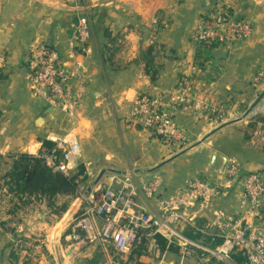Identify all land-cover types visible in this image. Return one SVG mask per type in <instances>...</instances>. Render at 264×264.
I'll use <instances>...</instances> for the list:
<instances>
[{"label": "crops", "instance_id": "obj_1", "mask_svg": "<svg viewBox=\"0 0 264 264\" xmlns=\"http://www.w3.org/2000/svg\"><path fill=\"white\" fill-rule=\"evenodd\" d=\"M213 12L250 21L252 38L200 49L197 28ZM82 16L90 21L88 54L72 44ZM41 44L56 49L76 75L74 83L83 85L84 98L73 117L55 110L52 119L41 122L51 107L34 98L28 80L29 51ZM72 48L75 60L69 58ZM0 59V158L11 169L23 154L36 157L48 136L74 135L88 184L73 198L79 209L100 185L117 188L129 178L137 210L160 215L164 198L201 179L219 189L209 208L189 210L207 235L185 222L178 230L214 248L222 242L211 226L214 213L225 211L233 220L244 215L243 181L224 176L229 160L237 159L244 173H259L264 181V80L256 82L264 71V0H0ZM141 95L188 97L173 110L187 141L183 150L131 121ZM218 108L228 118L225 124L212 122ZM156 178L161 187L148 200L143 188ZM29 224L8 229L0 224V251L27 244L22 254L27 257L18 255L14 263L0 257V264H225L199 250L186 254L163 237L144 238L125 253L111 243H87L68 257L73 242L61 245L60 233H53L55 241L52 235L39 241L37 230L48 233L47 222L35 225L30 219Z\"/></svg>", "mask_w": 264, "mask_h": 264}, {"label": "built area", "instance_id": "obj_2", "mask_svg": "<svg viewBox=\"0 0 264 264\" xmlns=\"http://www.w3.org/2000/svg\"><path fill=\"white\" fill-rule=\"evenodd\" d=\"M180 1V0H179ZM254 25L247 20L230 19L223 13L213 12L202 17L196 31V41L200 49L208 45H221L234 41H248L252 38ZM91 36L90 21L82 16L78 19L72 33V44L88 54L87 43ZM72 48L69 58L77 57ZM2 59H0L1 63ZM76 67L82 65L75 63ZM83 68V67H82ZM74 72L66 67L65 59L54 48L46 44L34 46L29 51V76L31 93L71 117L84 98L83 85H76ZM82 81L83 75H78ZM264 80V71L259 73L256 82ZM189 90V83H185ZM187 96H178L175 100L162 96L141 95L134 103L131 121L156 135L166 145L183 150L186 139L182 128L174 118L173 110L178 104L187 103ZM213 124L221 125L226 121L223 109L212 110ZM36 157L56 173L73 176L82 166V147L79 139L72 134L48 136ZM224 176L228 180L239 179L244 184V215L233 220L227 212L218 210L214 213L211 226L218 232L222 242L209 248L186 237L178 230L180 223H188L197 233L207 235L205 228L198 225L189 215V210L199 206L209 208L211 201L219 194L218 187L201 179L187 183L185 191L179 195L164 198L160 202L162 213L154 215L138 211L136 194L126 179L119 187L100 185L89 198L82 202L84 210L77 217L71 218L68 225L69 238L73 243L86 242L111 243L120 253H125L142 239L165 238L175 244L184 253L201 251L213 259L233 264V257L239 254L243 262L237 264H264V181L259 173H244L243 166L237 159H230ZM162 180H156L143 188L145 197L152 200L157 196ZM81 208V206H80Z\"/></svg>", "mask_w": 264, "mask_h": 264}, {"label": "rangeland", "instance_id": "obj_3", "mask_svg": "<svg viewBox=\"0 0 264 264\" xmlns=\"http://www.w3.org/2000/svg\"><path fill=\"white\" fill-rule=\"evenodd\" d=\"M226 122H228V119H226V121L222 124H225ZM10 171L11 169L8 168V163L6 164L4 160H0V224L4 226L5 229H8L10 226H16L18 224L19 226L24 224L29 227L30 219L35 225H37V223L39 225L40 220L43 219L48 224V228L46 229H48L49 232L46 233L44 227L41 228V230L40 228H38L36 234L37 237H35V239L45 241L47 240L48 235H52L51 239L55 241L57 239L54 234L56 235V233H60L58 241L61 245H68L70 239L64 236L65 234L63 235V233L67 231L65 228L68 227L69 223L71 222V218L78 216L75 214V211L78 208V206L76 207V201H74L75 199L62 196L50 199L37 195L29 196L28 194L17 196L14 194V192H12L15 186L11 184L9 178L7 177ZM87 186L88 184L84 183V186L79 188L77 197H80L84 194ZM40 200H44L42 201L43 203L40 202ZM73 207L74 211L71 217L69 218V220H66L69 212L73 209ZM83 210L84 207H81L80 209L78 208L79 213H81ZM12 212H15L14 215L16 214V216H10V218L8 219L6 214ZM29 215H31L32 217L29 218ZM39 215H42V217H38ZM26 248L27 244H23L20 241L19 246L14 247L11 253L9 252V250L0 251V257H3L6 260H10V262L14 263L18 255L20 258L27 257V253H24L25 256L22 255L23 252H25L24 250H26Z\"/></svg>", "mask_w": 264, "mask_h": 264}, {"label": "trees", "instance_id": "obj_4", "mask_svg": "<svg viewBox=\"0 0 264 264\" xmlns=\"http://www.w3.org/2000/svg\"><path fill=\"white\" fill-rule=\"evenodd\" d=\"M214 45H208L202 50L208 49ZM48 148L52 145L46 144ZM0 160H2L0 158ZM85 169L80 168L79 172L73 176H65L61 173H56L51 170L41 158L23 154L13 160L11 171L8 173V178L14 187L12 192L15 195L29 196L37 195L47 198L55 197H77V193L81 183H84L86 178ZM235 263L243 262L239 254L234 255Z\"/></svg>", "mask_w": 264, "mask_h": 264}, {"label": "water", "instance_id": "obj_5", "mask_svg": "<svg viewBox=\"0 0 264 264\" xmlns=\"http://www.w3.org/2000/svg\"><path fill=\"white\" fill-rule=\"evenodd\" d=\"M54 111H55L54 108H50V109L48 110V113L46 114V118H42V119H41V122H44L45 119H52V118H53V113H54ZM206 138H207V137H206ZM206 138H205L204 140H206ZM225 162H226L225 159H223V164H224ZM103 174H104V172L100 175V177H101ZM100 177H99V178H100ZM77 206H78V203H76V207H77ZM76 207H75V208H76ZM73 211H74V207H73V209L69 212V214H68L66 220H69V218L71 217ZM85 245H87L86 242L73 243L72 245H70V246L67 248V253H66V255H67L68 257H70L75 249H77V248H79V247H81V246H85Z\"/></svg>", "mask_w": 264, "mask_h": 264}]
</instances>
